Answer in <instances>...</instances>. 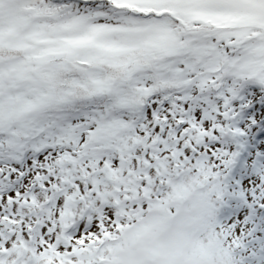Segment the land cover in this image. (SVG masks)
<instances>
[{"label": "snow or ice", "instance_id": "obj_1", "mask_svg": "<svg viewBox=\"0 0 264 264\" xmlns=\"http://www.w3.org/2000/svg\"><path fill=\"white\" fill-rule=\"evenodd\" d=\"M0 264H264V0H0Z\"/></svg>", "mask_w": 264, "mask_h": 264}]
</instances>
